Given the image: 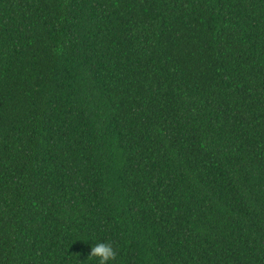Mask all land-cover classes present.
<instances>
[{"label": "trees", "instance_id": "trees-1", "mask_svg": "<svg viewBox=\"0 0 264 264\" xmlns=\"http://www.w3.org/2000/svg\"><path fill=\"white\" fill-rule=\"evenodd\" d=\"M264 264V0H0V264Z\"/></svg>", "mask_w": 264, "mask_h": 264}, {"label": "clouds", "instance_id": "clouds-1", "mask_svg": "<svg viewBox=\"0 0 264 264\" xmlns=\"http://www.w3.org/2000/svg\"><path fill=\"white\" fill-rule=\"evenodd\" d=\"M90 257L98 259L99 264H109L117 259V252L111 243H96L90 252Z\"/></svg>", "mask_w": 264, "mask_h": 264}]
</instances>
